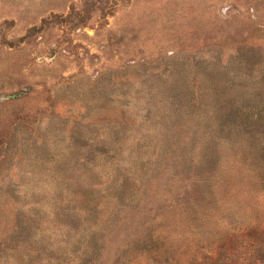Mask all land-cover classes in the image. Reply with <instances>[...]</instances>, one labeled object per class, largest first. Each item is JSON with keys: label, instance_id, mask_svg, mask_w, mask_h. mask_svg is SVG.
<instances>
[{"label": "rangeland", "instance_id": "rangeland-1", "mask_svg": "<svg viewBox=\"0 0 264 264\" xmlns=\"http://www.w3.org/2000/svg\"><path fill=\"white\" fill-rule=\"evenodd\" d=\"M0 264H264V0H0Z\"/></svg>", "mask_w": 264, "mask_h": 264}]
</instances>
